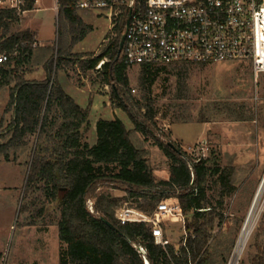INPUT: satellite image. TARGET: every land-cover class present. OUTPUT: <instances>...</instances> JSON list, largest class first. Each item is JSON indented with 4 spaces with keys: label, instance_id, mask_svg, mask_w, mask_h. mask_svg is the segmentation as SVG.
Segmentation results:
<instances>
[{
    "label": "trees",
    "instance_id": "1",
    "mask_svg": "<svg viewBox=\"0 0 264 264\" xmlns=\"http://www.w3.org/2000/svg\"><path fill=\"white\" fill-rule=\"evenodd\" d=\"M21 4L15 8L0 9V55L7 54L9 61L0 64L1 85L12 88L9 111H13L10 125L11 138L0 142V157L10 159V151L30 135H37V145L29 164L26 192L44 183L48 197L61 202V219L58 224L59 239L64 245L60 264H144L135 245L143 246L150 264H227L228 255H217L210 251L216 222L225 220L226 200L237 191L232 167L221 168L219 163L208 160L188 162L186 153L176 143H166L156 132L154 120L157 115L151 107L137 103L138 114L131 108L132 95L127 76L128 67L117 60L125 26L120 24L110 32L106 52L90 61L81 63L83 70H95L101 65L105 82L113 85L111 103L125 112L134 125L128 130L124 122L114 119H99L96 124L97 141L94 146L84 141V133L91 128L90 113L82 109L65 93L59 82L51 80L54 66L60 69L61 61L50 59L44 65L45 81H26L19 71L28 67L35 56L36 38L31 31L13 32L21 23L25 12L34 10L37 0H16ZM64 3L59 18L71 25V32L82 26L78 12ZM264 31V27L262 28ZM81 35L87 31L82 29ZM111 37V38H110ZM263 51H264V35ZM79 40L73 37V42ZM59 54L61 55L60 51ZM63 60L64 57H63ZM188 64L171 66L178 71L177 99L187 98ZM171 67H140V88L145 101L151 103L152 88L164 70ZM229 116L240 122L249 118L227 106ZM56 113L62 120L53 138V145L45 146L48 130L54 124L50 115ZM189 116H178L174 124L188 123ZM203 122H207L205 116ZM84 130V132H83ZM140 134L146 142L152 141L171 162L169 180H158L148 162V151L136 146L133 136ZM1 139V137H0ZM216 180L220 186L216 204L210 197V184ZM101 186L125 192L124 197L100 194ZM177 200L184 221L185 240L180 247L169 245L167 251L155 244L152 227L144 223L121 224L116 211L125 204L152 216L161 202ZM94 203V213L89 209ZM22 209L21 212H25ZM110 222L115 229L103 221ZM165 229V226H164ZM166 236V234H165ZM229 249L226 251L229 253Z\"/></svg>",
    "mask_w": 264,
    "mask_h": 264
},
{
    "label": "rangeland",
    "instance_id": "2",
    "mask_svg": "<svg viewBox=\"0 0 264 264\" xmlns=\"http://www.w3.org/2000/svg\"><path fill=\"white\" fill-rule=\"evenodd\" d=\"M9 5V1L2 0L0 9ZM38 8V11L25 16L23 13L21 23L13 32L21 29L34 31L46 47L41 49L40 44H34L33 62L20 69L18 75L23 74L26 79L28 73L40 65L44 68L50 59L54 63L60 60V69L54 66L51 80L59 82L65 93L82 109L89 110L91 128L84 133V141L91 146L97 141L96 124L99 119L119 117L128 130H134L128 115L117 109L115 102L110 101L114 86L105 82L101 71V65L108 62L110 56L95 70L86 71L81 67L82 62L106 52L110 44L107 40L111 29L110 18L100 12H78L82 26L77 27L78 32L72 33L71 25L59 18L54 0H40ZM119 24L125 26V35L126 21ZM82 29L87 31L85 36L81 35ZM73 37L79 40L73 42ZM41 60H44L43 64ZM259 66L264 72V53ZM188 70L186 99H177L179 70L171 67L159 76L152 88L150 103L145 101L140 88L141 68H128L133 103L131 108L138 114L137 103L151 107L157 115L154 120L157 134L164 137L166 143L179 145L186 153V161L208 160L210 164L219 163L221 168L235 169L237 191L226 200L224 222L221 225L216 222L211 252L226 254L230 258L260 194L240 264H264V73L256 78L252 60L203 66L189 64ZM16 78L10 79L9 86L1 85L0 80V142L3 143L12 134L10 125L14 114L9 111L8 105L12 88L17 83ZM227 106L247 115L249 121L232 119ZM178 116H189L192 120L174 124ZM203 116L207 122H203ZM50 117L54 124L48 130L47 141H44L46 147L53 145L52 137L62 123L58 114L52 113ZM133 140L136 146L148 151V162L156 178L169 180L171 162L165 154L152 141L146 142L140 134H135ZM37 141V135L27 136L17 149L10 151L8 161L0 157V264H60L64 248L58 228L61 202L48 197L44 183L25 191L29 164ZM215 181L210 184L212 190L209 195L216 204L220 186ZM98 193L118 198L126 195L125 192L107 186H101ZM127 207L136 208L130 204ZM23 208L25 212H21ZM163 221L171 245L180 247L185 240L183 224ZM228 249L229 253L226 252Z\"/></svg>",
    "mask_w": 264,
    "mask_h": 264
},
{
    "label": "built area",
    "instance_id": "3",
    "mask_svg": "<svg viewBox=\"0 0 264 264\" xmlns=\"http://www.w3.org/2000/svg\"><path fill=\"white\" fill-rule=\"evenodd\" d=\"M7 1L8 8L18 7L16 2L21 4ZM64 3L77 12L106 14L111 21L110 32L126 21L121 60L128 68L252 60L256 78L264 73L258 65L264 0H55L57 11ZM8 61L7 54L0 55L1 65ZM127 205L116 211V219L121 224L150 225L155 244L167 251L171 243L165 236L163 220L183 225L185 221L178 201L161 202L152 216ZM89 209L94 213L92 201ZM247 242L241 234L227 264L241 263ZM135 249L144 264H150L147 250L141 245Z\"/></svg>",
    "mask_w": 264,
    "mask_h": 264
},
{
    "label": "crops",
    "instance_id": "4",
    "mask_svg": "<svg viewBox=\"0 0 264 264\" xmlns=\"http://www.w3.org/2000/svg\"><path fill=\"white\" fill-rule=\"evenodd\" d=\"M39 2H40V0H37V2H36V5H35V7H34V10L33 11H30V12H25L24 13V16L25 15H27L28 13H32V12H34V11H38L39 10V8H38V4H39ZM54 2H55V0H54ZM57 10V9H56ZM59 15V14H58ZM21 31H27V30H25V29H21ZM29 31H31V30H29ZM18 32H20V31H18ZM32 33H34L35 34V38H36V44H40V48L42 49V48H44V47H46L45 46V42H40L39 41V37H38V34L36 33V32H34V31H31ZM263 57V56H262ZM41 64H43L44 63V60H41V62H40ZM44 68H43V66L42 65H40V66H38V67H36V70H33L31 73H28V75L26 76V81H45L46 80V78H47V74H46V71H45V69L43 70ZM107 102V101H106ZM119 118V117H118ZM110 119H114L113 117L112 118H110Z\"/></svg>",
    "mask_w": 264,
    "mask_h": 264
},
{
    "label": "bare ground",
    "instance_id": "5",
    "mask_svg": "<svg viewBox=\"0 0 264 264\" xmlns=\"http://www.w3.org/2000/svg\"><path fill=\"white\" fill-rule=\"evenodd\" d=\"M260 31H262V29H260ZM262 41H263V39H262V36L260 35V40H259L258 50H259V55H260L261 59H262V56H263V53H264V51H263V46H262V44H263ZM261 59L259 60L258 65H260V61H261ZM259 198H260V194H258L257 201H256V203H255V205H254V207H253V210H252V212H251V214H250V216H249V218H248V220H247V222H246V224H245V227H244V229H243V231H242V236H243V238H244V240H245L246 242L248 241L249 236H250V235H249V234H250V232H249V227H250V224H251V222H252V220H253V213H254V211H255V207H256V204H257Z\"/></svg>",
    "mask_w": 264,
    "mask_h": 264
},
{
    "label": "water",
    "instance_id": "6",
    "mask_svg": "<svg viewBox=\"0 0 264 264\" xmlns=\"http://www.w3.org/2000/svg\"><path fill=\"white\" fill-rule=\"evenodd\" d=\"M130 21L127 22V26L129 25ZM125 39H126V35H123L122 38H121V42H120V47H119V51H118V57H117V60H120L121 58V55H122V51H123V48H124V44H125ZM169 145L171 147H174L172 145V143H169ZM102 221L108 226L110 227L111 229H115V227L108 221H106L104 218H102Z\"/></svg>",
    "mask_w": 264,
    "mask_h": 264
}]
</instances>
